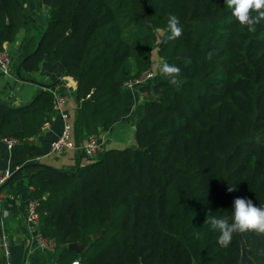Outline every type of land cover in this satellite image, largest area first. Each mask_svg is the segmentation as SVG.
I'll return each mask as SVG.
<instances>
[{"label":"trees","instance_id":"trees-1","mask_svg":"<svg viewBox=\"0 0 264 264\" xmlns=\"http://www.w3.org/2000/svg\"><path fill=\"white\" fill-rule=\"evenodd\" d=\"M42 3L43 27L19 0H0V50L25 29L12 52L19 79L44 60L62 65L73 102L78 86L77 143L121 120L122 84L158 57V79L138 88L132 147L95 159L76 153L69 169L41 164L19 172L30 175L38 233L55 242L56 264H240L241 239L253 264H264V234H234L222 248L204 225L208 212L230 218L236 198L264 206V20L248 31L225 0ZM169 14L179 18L182 35L158 42L156 29H166ZM164 62L180 67L179 88L159 72ZM55 86L65 93L62 82ZM51 105L49 89L19 107L0 102V148L5 138L19 142L12 163L40 164L43 150L30 140L54 117Z\"/></svg>","mask_w":264,"mask_h":264},{"label":"crops","instance_id":"crops-1","mask_svg":"<svg viewBox=\"0 0 264 264\" xmlns=\"http://www.w3.org/2000/svg\"><path fill=\"white\" fill-rule=\"evenodd\" d=\"M19 2L26 15L43 27L47 8L43 5L42 0H19ZM26 36L25 29L19 30L15 40L6 45L7 50L11 53L16 52ZM152 60L157 66L158 57L156 53H153ZM24 77V79H19L12 73L10 75L0 73V97L4 93L7 96L4 97V101L11 107H19L29 103L36 92L44 89L42 86H49V90L58 91L59 87L55 86L57 82H62L65 94L71 95L68 88L72 86V82L67 80L64 69L58 62L44 60L40 63L37 71L25 73ZM140 98L138 89L123 92V115L121 120L109 131L101 132L98 135L101 147L107 143L110 147L107 150L124 149L128 147L123 145L135 144V113ZM67 114L68 122L73 125L76 114V106L73 101L67 106ZM47 124L46 130H41L37 136L30 140L43 150L44 154L38 158L39 163L55 170L73 167L76 161L74 151H69L60 157L48 154L49 144L59 134L61 122L58 118L52 117ZM85 136L83 134L82 137ZM10 156L11 152L3 147L0 148V176L7 171L13 174L16 167H20V164H14L10 161ZM29 178L30 175L28 174H18L0 192L2 196L0 235L6 238L8 244V261L11 264H56L59 251L40 249L36 236L29 233L25 223V209L30 200L31 191ZM0 264H5L2 253H0Z\"/></svg>","mask_w":264,"mask_h":264},{"label":"clouds","instance_id":"clouds-1","mask_svg":"<svg viewBox=\"0 0 264 264\" xmlns=\"http://www.w3.org/2000/svg\"><path fill=\"white\" fill-rule=\"evenodd\" d=\"M226 7L231 10V14L236 22L247 27L248 31H255V25L264 20V0H225ZM182 35L179 18L169 14L166 29H156L158 42L174 41ZM214 53L209 52L206 59L211 60ZM191 63L185 60V64ZM159 72L164 74L170 85L179 88L183 81L180 79L181 69L176 65L167 62L159 66ZM158 99V97H154ZM235 188L229 187L228 191L233 192ZM231 217H217L208 212L204 225L209 226L210 230L218 233L217 244L226 248L231 243L234 234L254 232L264 234V206L257 207L251 200L236 198L233 201ZM231 221V222H230ZM196 239L203 237L202 233H194Z\"/></svg>","mask_w":264,"mask_h":264},{"label":"built area","instance_id":"built-area-1","mask_svg":"<svg viewBox=\"0 0 264 264\" xmlns=\"http://www.w3.org/2000/svg\"><path fill=\"white\" fill-rule=\"evenodd\" d=\"M12 53L5 49L0 50V73L3 75H10L12 72ZM157 76L156 68H150L138 76H135L125 81L121 89L122 91L135 90L139 87L149 85L153 83V80ZM52 94V105L54 117L58 118L61 122V129L59 134L50 142L48 154L60 157L74 151L75 153L83 154L86 158L95 159L100 151V143L98 136L91 135L87 137L82 143H77L73 138L72 125L68 122L67 106L73 101L71 95L63 94L57 90H50ZM48 124H44L41 130H46ZM18 140L13 138H5L1 141V145L9 152L18 145ZM19 167H16L18 169ZM12 174L8 171L0 176V186L7 180ZM2 203V196L0 194V204ZM39 201L37 199H30L27 202L25 209V223L29 233L34 234L37 238L40 249L45 251H53L55 249V242L51 239L41 237L38 233L39 215L37 213ZM0 253H2L5 264H11L8 261L9 251L6 238L0 235ZM71 264H78L77 261Z\"/></svg>","mask_w":264,"mask_h":264},{"label":"water","instance_id":"water-1","mask_svg":"<svg viewBox=\"0 0 264 264\" xmlns=\"http://www.w3.org/2000/svg\"><path fill=\"white\" fill-rule=\"evenodd\" d=\"M78 87V86H77ZM75 89V95H74V103H75V106H76V110H77V107H78V89ZM42 88L44 89H49L50 87L49 86H42ZM41 166V164H36V163H32V164H27L23 167H19L18 169H16V171L9 177V179H7L1 186H0V192L3 190V188L5 186L8 185V183L10 181H12L18 174L19 172L23 169V168H30V167H39ZM97 237L96 236H93L92 239L95 240ZM244 247V249H243ZM67 249L70 250V251H73L74 253L76 254H79L82 250V247L78 246V245H75V244H69L67 246ZM240 264H253V262L249 259V257L247 256V252H246V248H245V245L243 243V245L241 244V256H240Z\"/></svg>","mask_w":264,"mask_h":264},{"label":"rangeland","instance_id":"rangeland-1","mask_svg":"<svg viewBox=\"0 0 264 264\" xmlns=\"http://www.w3.org/2000/svg\"><path fill=\"white\" fill-rule=\"evenodd\" d=\"M41 31V28H39L38 29V32H40ZM31 36H34V37H36L37 36V32H36V30H34L33 32H32V34H31ZM16 58H14V57H12V63H13V61L15 60ZM155 67V65L153 66V68ZM12 70V74H14L15 75V72L13 71V68L11 69ZM158 79V77H156L154 80H153V82H155L156 80ZM8 92H10V91H8ZM4 97H7L4 93H3V95L0 97V102H5L4 101ZM71 97H72V95H71ZM140 100H141V98H140ZM123 146H126V147H132L133 145H123ZM107 148H110L109 146H108V144L106 143L105 144V146L104 147H101V149H100V151H104V150H107ZM241 244L243 245V241H242V239H241ZM243 249H244V247H243Z\"/></svg>","mask_w":264,"mask_h":264}]
</instances>
